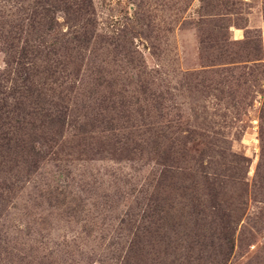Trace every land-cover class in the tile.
I'll use <instances>...</instances> for the list:
<instances>
[{
  "label": "rangeland",
  "instance_id": "374dc122",
  "mask_svg": "<svg viewBox=\"0 0 264 264\" xmlns=\"http://www.w3.org/2000/svg\"><path fill=\"white\" fill-rule=\"evenodd\" d=\"M0 264H264V0H0Z\"/></svg>",
  "mask_w": 264,
  "mask_h": 264
},
{
  "label": "trees",
  "instance_id": "16d2710c",
  "mask_svg": "<svg viewBox=\"0 0 264 264\" xmlns=\"http://www.w3.org/2000/svg\"><path fill=\"white\" fill-rule=\"evenodd\" d=\"M45 23V26H46V28H44V30L46 29V30H48L49 31V29L51 28V23H48V22H44ZM50 24V25H49ZM260 137H261V139H262V135H260ZM261 160H262V157H261ZM259 165H260V162H259Z\"/></svg>",
  "mask_w": 264,
  "mask_h": 264
}]
</instances>
